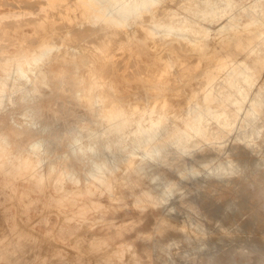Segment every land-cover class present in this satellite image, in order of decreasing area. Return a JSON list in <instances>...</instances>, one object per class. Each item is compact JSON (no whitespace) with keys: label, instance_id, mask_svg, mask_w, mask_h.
I'll use <instances>...</instances> for the list:
<instances>
[{"label":"bare ground","instance_id":"6f19581e","mask_svg":"<svg viewBox=\"0 0 264 264\" xmlns=\"http://www.w3.org/2000/svg\"><path fill=\"white\" fill-rule=\"evenodd\" d=\"M167 1L0 0V9L5 5L9 7L8 10H0V113L7 104H27L36 95L41 99L47 98L49 94L45 88L53 89V84L60 88L70 76L75 88L74 96L84 102L91 114L88 123L71 124L63 130L47 123L36 130H29V126L23 130L0 127V179L15 197L18 195L16 181L19 177L32 181L29 189L19 193V198L32 192L45 194L46 184L52 183L60 194H50L47 205L55 203L58 208L68 207V218L82 222H87L94 210L103 212L101 210L106 207L102 200L104 195L110 200L124 201L126 192L116 190L120 186L138 189L131 191L138 208L159 206L174 195L181 181L167 180L162 185L160 172L150 171L160 161L171 164L167 158L169 153L175 151L181 158L183 153H190L202 142H213L234 130H238L239 138L246 143H254L263 134L264 84L259 83V78L264 71V0H254L248 7L242 4V0H183L184 14L178 13L181 6L176 3L178 10L167 8L169 6L164 4ZM240 9L243 12H238ZM245 15L249 18H244ZM226 16L227 22L215 37H211L208 23ZM77 24H86L88 28H78ZM99 31L103 32L102 35ZM159 36L162 39L158 40ZM81 68L87 69L85 76L77 74ZM174 68L178 74L180 72L178 77L173 75ZM180 93L186 98L184 105L178 103ZM29 109L26 115L32 117V124H37L40 109L36 106ZM213 124L217 125L216 128H212ZM56 131H60L59 134ZM31 134L41 136L28 145L17 142L18 138ZM208 167L210 175L223 177L235 172L239 164L229 159ZM199 172L201 169L193 167L191 171L183 172L182 178ZM27 207L24 209L30 206ZM1 214L0 209V217ZM101 219L112 223L104 214H101ZM2 220L0 224H3ZM169 228L199 239L205 233L199 224L194 225L192 221L176 223L161 216L156 230L167 232ZM101 233L91 234L94 242L110 245L109 235ZM38 234L41 241L48 238L38 237ZM153 234L149 233L148 238ZM22 235L24 232L20 237ZM142 235L144 237V233ZM53 237L52 241L51 238L49 240L56 245ZM4 243L0 249L3 257L9 245L17 246L12 241L9 245ZM38 243L35 242L36 246ZM50 246L46 247L49 249ZM155 246H143L139 252L136 251L133 263L154 264ZM122 247L124 245L112 250L107 248L109 259L121 258L126 249ZM101 249L99 247L103 252ZM31 250L27 254H31ZM17 257L20 261L24 258L21 255ZM143 258H151V263H146ZM11 259L14 261L15 257ZM104 260L108 262L106 258ZM161 260L167 263L164 258ZM235 261L232 259V264H238ZM6 262L9 263L8 260Z\"/></svg>","mask_w":264,"mask_h":264},{"label":"rangeland","instance_id":"374dc122","mask_svg":"<svg viewBox=\"0 0 264 264\" xmlns=\"http://www.w3.org/2000/svg\"><path fill=\"white\" fill-rule=\"evenodd\" d=\"M170 1H172L174 4ZM185 2L183 0L182 2L181 0L179 1L168 0L167 3L165 2L164 4H166V7L169 6L167 8L172 7L178 10L179 7H177L176 5L181 6ZM253 2L254 0H242V4L245 7H248ZM5 9L8 10L9 7L5 5L0 10H5ZM182 11L183 8L181 6L178 13L181 14L183 13ZM238 12L241 13L243 12V10L240 9ZM227 18L228 17L226 16L223 17V19H221L220 21L208 23L207 26L211 29V37H215L217 35V33L220 31L219 29L221 28V26L227 22ZM244 18H249V17L245 15ZM84 26L88 28L86 24H79L78 28L81 27V29L83 28L86 29ZM102 33L103 32L99 31V35H102ZM160 39H162V36L158 37V40ZM89 40L92 41L91 39H88V41ZM85 44L87 45V42ZM113 44L115 45L114 41ZM190 60L194 61V58H190ZM174 70L175 68L173 69V71ZM177 70H175L174 71L175 74H173L175 77H178L180 74V72L179 74L177 73L179 71ZM77 74L79 76H85L87 74V69L81 68L77 71ZM70 78H71L70 76H67L64 81L65 82L64 85L60 88L59 87L56 88L55 84L52 85L53 89L45 88V92L49 94V96L45 99H41L36 95L33 98V100H31L27 104H23V105L7 104L0 113V127L5 130H9L12 128L23 130L24 128L29 126V130H36L37 128L41 127L43 124L47 123V124H53L54 128H56L57 130H63V128H66L71 124L82 125L88 123L91 114L89 113L88 109L85 107L84 102L81 103L74 96L75 88L72 82L70 81ZM259 83L264 84V71L260 74ZM177 85H180V83L179 84L177 83ZM185 95L186 93L184 92V96ZM179 96H181V98ZM184 96L183 94L180 93L177 96V98L183 101L186 99ZM179 99H178V103L180 105H184L185 102L179 101ZM31 106H36L40 109L39 112L40 117L38 118L37 124H32L31 122L32 117L26 115L27 113L26 111L30 110L29 107ZM216 126H217L216 124H213L212 128H216ZM59 132L60 131H58L57 134H59ZM238 133H239L238 130H234L224 134V136L221 138L215 139V141L213 142H202L198 147L193 148L190 153H183L181 155V158H179V155L175 151H173L169 153L167 157L168 159H170L171 164L160 161L157 163V165L151 168L150 171L155 170L160 172L161 176L159 182L162 185L167 180L168 181L181 180L176 188V192L174 193V195L170 197V199L167 202L159 206L148 205L147 208H141V207L138 208V206L134 202V197L131 195V191L135 192L138 189L137 188L129 189L128 187L123 188V186H120L116 188V190L122 189L124 192H126L125 200L124 201H119L116 199L110 200V198L107 195H104L102 197V200L106 204V207L104 208L105 210L104 209L101 210L103 211L102 213L100 211L99 212L95 210L92 211L88 216L89 218L88 221L87 222L83 221L84 223L82 221H78L77 219L75 220L69 219L67 214H69L70 208L68 207L58 208L55 203H52L50 205L51 207L47 205L48 203L47 198L50 194L52 195L60 194L59 192H57L56 187H54L52 183L46 184L45 194H42L40 192H32L30 194H27L25 197L23 196L24 197L23 200V197L19 198L18 195H20L19 193H21L23 190L29 189L32 186V181L30 179L28 181L27 177L17 178L16 182L19 189L17 190L18 192L16 194H18L17 195L18 198L15 197L16 195L9 187L4 186L2 184L0 179V192L3 190L2 191L3 193L2 192H1L2 194L0 193L1 194L0 209H1V213H3V215L1 214L2 216L0 217V220H2L3 218V220L1 221L3 224H0L1 226L0 249H2L3 246L2 244L5 241L6 243L4 244L7 245H9L11 241L17 244V246H14L11 243L12 245H9L8 251L4 254V257L7 258L9 263L6 262L7 260L6 258L3 257V253H0V264H14L13 262H16L17 264H22V263L31 264V261L32 264L35 263L36 261L37 262L35 264L38 263L40 264V262L41 264L42 263L61 264L62 262L63 263L65 262L66 264H72V263L73 264H77V263L78 264H91V263L116 264L117 262H119V264H126V263L134 264L133 263L134 253L136 251L139 252L143 246H147V245L150 246L156 245L155 246L156 257L155 256H154L155 258L152 257L153 260L152 262L153 263L155 262L154 264H164L163 261L161 260L162 258L166 260L167 262L166 264H209V263L232 264V259H235L236 260L235 262L238 264H245L249 261L251 263L249 262L247 264H264V132L261 136L255 139L254 143H246L245 141L241 140L238 136L239 135ZM25 136H26L25 138H18L17 142H21L24 145H28L32 141L38 139L41 135L31 134L29 136L27 135ZM229 159H233L239 164V167L236 168L235 172L224 175L223 177H218L217 175H210L209 173L210 170L208 166H214L218 164L220 161H226ZM193 167L201 169V172L197 174H190L188 177L182 178V173L191 171ZM12 193L14 194V196ZM27 196L29 197L28 199L30 201L32 200L31 202H28L29 200L27 199ZM7 198L9 200H7ZM16 200L21 201V203L19 201L20 206L18 205V208L20 209V211L18 212L21 213L22 215L21 214L19 215L18 212H16L18 210ZM111 202L113 205L111 204ZM25 203L30 206L29 209L27 210L24 209L28 206V205L26 206ZM43 204H45L46 206H43ZM108 204H110L111 207ZM4 206L7 209L6 208L4 209ZM43 208L44 210H42ZM46 208L48 209V211L46 210ZM51 208L53 210H51ZM115 210L117 211L119 210V211L117 212ZM7 214L9 216H7ZM101 214H104L107 218H109L110 222L112 223H106L105 221H103L101 219ZM163 215L165 217L171 218L172 221L176 223H180L183 221L188 223L192 221L194 225L199 224L205 233L202 234L203 237L199 239L197 237L183 234L179 231H176L175 229L169 228L167 229L169 230L167 232L166 231L161 232V230H156V224L158 220H160V217ZM60 217L64 222L60 219ZM8 218L10 221L8 220ZM17 218L19 219L18 221ZM6 219L8 220L7 223H6ZM20 219L25 221H21ZM67 220L69 221L65 222ZM90 220H93V222H90ZM19 221L22 223L21 224L22 226L18 225L20 224ZM28 221L34 222L35 225L32 222L30 223ZM23 225L26 227V231L24 230L25 227ZM82 225L84 226L83 227L84 230L81 228ZM90 225L92 226L91 228ZM87 227L90 228V230ZM80 228L84 233L81 232ZM6 229L9 231H7ZM28 229L30 231H28ZM46 229L48 231L49 230L52 231L48 232ZM31 230L33 231L31 232ZM34 230L36 236H34L33 238V235H35L33 233ZM4 232H6V234ZM21 232L22 233L24 232V235L20 237ZM29 232L31 233V236H29L30 234ZM99 232L100 233L103 232L105 236L109 235L112 241L110 242V245L108 246L106 244L104 245L102 244V242L99 241L94 242L91 234L93 233L98 234ZM40 233L43 234L41 235ZM143 233H144V237L142 235ZM149 233H154V234L153 236H150V238H148ZM37 234L38 237L40 235L42 236V238L43 237H48V238L46 239L43 238L44 241L43 240L41 241L40 239L41 237L37 238ZM101 234H99L98 237ZM7 235H9L10 237ZM12 235H14L15 237ZM26 235H28L30 238H27L28 236ZM51 236H54L53 239L57 243L54 242V240L53 243H56V245L52 244ZM90 236L92 239H90ZM31 237L37 243L38 242L40 243L41 241L40 245H38L39 244L38 243L36 246L35 242ZM49 238H51L50 239L51 241L49 240ZM73 238L75 239V241L73 240ZM84 239H89L90 242L89 240L86 241ZM46 240H49V242ZM83 240L85 242H83ZM30 241H33L34 243ZM18 242L21 243L19 244ZM93 242L96 244H93ZM25 243L29 245H26ZM68 243L69 245H67ZM24 244L26 245V247H24L25 246ZM43 244H45L44 245L45 248ZM91 244L97 246V248L94 247L93 245L92 248ZM30 245L32 247H30ZM53 245H55V247ZM61 245H64L65 247L66 246L69 247L70 250L67 247L66 249L68 250H66L64 246H62L63 248H61ZM123 245L124 247L122 248L124 249L126 248L127 250L126 249L124 250L121 258H113L112 260H110L109 259L110 253L108 250L109 249L112 250L118 247L120 248V246ZM46 246H50L49 249L51 250H49L48 247ZM89 246H91V248ZM11 247H13L14 249ZM20 247L21 249L22 247H24L22 249L23 251L18 250L20 249ZM58 247L61 249H59ZM80 247L84 248L85 251L82 250V248ZM99 247L100 249L102 248L101 251L103 250L104 251L100 252ZM55 248L57 249V251H55L56 250ZM107 248L108 250H106ZM10 249H13L12 250L13 252L10 251ZM73 249L75 250L73 251ZM30 250H31V254L30 253L27 254L28 252H30ZM48 250L49 253H47ZM40 251H42L43 253H41ZM70 251H72V253ZM75 251L77 252L75 253ZM88 251H91L93 254L91 252H89V254H86V252L88 253ZM94 251H96V253L100 252L101 254L100 253L96 254ZM33 252L34 254L32 255ZM53 252L54 255H51L53 254ZM67 252L70 253L71 255L68 254ZM20 253H23L24 255ZM16 254L24 257L23 260H25V258L29 259L30 257H32L33 259L32 260H30L31 258L29 260L26 259L25 262H23L22 258L20 257L22 260L20 261V259H18L19 256L17 257ZM48 254H50V256ZM6 255L7 256L9 255L8 257L10 258H8ZM12 255L13 256L15 255L14 257L16 261L15 260L13 261V259H11L14 258L12 257ZM26 255L27 256L30 255V256L27 257ZM35 255L36 257L38 256V258H36ZM43 255H45V257ZM46 255L50 257V259L52 257V259L48 260L49 258ZM61 256L63 258L60 259ZM68 256H70V258H67ZM72 256H74L75 258ZM98 256H103L104 258H106L108 262H106L103 257H100L102 259L101 260ZM93 257L95 261H93ZM34 258L36 260H34ZM260 258L262 262L260 261ZM78 259H81V261ZM143 259L144 261H146V263H151V258L148 259L143 258ZM47 260L50 261V263L47 262ZM53 260H57V261H55L54 263ZM124 261L127 262L125 263ZM256 261H258L259 263H257Z\"/></svg>","mask_w":264,"mask_h":264}]
</instances>
